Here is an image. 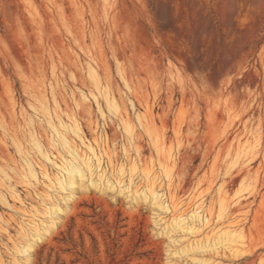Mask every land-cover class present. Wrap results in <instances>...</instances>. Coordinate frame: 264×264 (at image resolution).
<instances>
[{
  "label": "rangeland",
  "instance_id": "374dc122",
  "mask_svg": "<svg viewBox=\"0 0 264 264\" xmlns=\"http://www.w3.org/2000/svg\"><path fill=\"white\" fill-rule=\"evenodd\" d=\"M0 264H264V0H0Z\"/></svg>",
  "mask_w": 264,
  "mask_h": 264
},
{
  "label": "bare ground",
  "instance_id": "6f19581e",
  "mask_svg": "<svg viewBox=\"0 0 264 264\" xmlns=\"http://www.w3.org/2000/svg\"><path fill=\"white\" fill-rule=\"evenodd\" d=\"M90 60L92 61L91 58H90ZM93 61H94V59H93ZM86 70L92 77L97 79V76H98L97 69L94 66V64H92L90 61L86 63ZM44 82L45 81L43 80V83ZM56 82H57V79H56ZM43 83L39 85V87H40V89H39V99H37V100H39V102L41 104H47V102L49 100L48 99V93H50V97H52L54 99V92H53V89L50 86V84H49L50 87L48 88ZM81 98H82V101H85L84 104L86 106L87 105L89 106V104L86 102L87 101V97L85 95H83ZM110 103H111L110 107L114 109V112H117V114L119 115L120 119L122 120L123 125H125L126 130L129 132L130 135H132L133 128L130 126L131 124L129 122L130 121L129 113L126 110L119 111V108L115 104V101H114L113 98L110 99ZM75 107L77 109H80L79 103L75 102ZM69 118L72 121V123L75 125V127L77 129H79L80 123H79V120H78V118H77V116L75 115L74 112H71L69 114ZM95 123H97V122H95ZM96 128L97 127H94L95 130H96ZM94 142H95V144H98V140L97 139H94ZM127 157L132 162L131 168L133 170H135L136 169V162L134 160H132V157H130L129 153L127 154ZM119 167H120V171L122 172L123 171V164H120ZM63 168L70 174V177H72V178L76 176V174H75L76 172L79 174V170L76 167H72V168L63 167ZM143 174L145 175V177L147 179H149V181H151V183H154L157 180V175L154 174V172L151 169L145 168V170H143ZM69 184L72 185L73 181L69 180ZM158 196H159V198L161 200V204H164L163 208L166 211L172 210V209H175L176 207H180L181 206V203L177 202L176 200H174L172 198V196L171 197L170 196H168V197L166 196L167 197V201L165 200V198H163V200L161 199V197L163 196V193L161 195H158ZM176 217L180 221H182L184 219L182 214H178ZM190 217L197 218L198 220L202 221V223L204 225H207L209 223V221H210V218L208 217V215L207 214L205 215L204 212L203 213L201 212L200 205H194L193 206L192 212L190 214ZM220 218H222V216H218V219H220ZM235 224H233L231 222V223L227 224L224 229L221 228V229H218L217 231H220V233L218 234L219 238L224 236V239L228 241V244H229L228 247H229L230 252L232 254H234V255H237V252H239V245L242 244V236L240 235V230L238 229V227ZM47 231H48V229L46 227H43L41 232H39L38 229H35V240H39L41 238L42 233L43 232H47ZM221 241H223V239H221Z\"/></svg>",
  "mask_w": 264,
  "mask_h": 264
}]
</instances>
